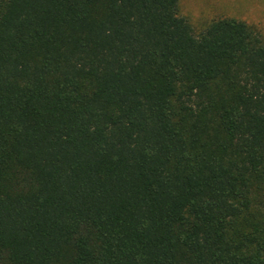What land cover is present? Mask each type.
<instances>
[{"label": "trees", "instance_id": "trees-1", "mask_svg": "<svg viewBox=\"0 0 264 264\" xmlns=\"http://www.w3.org/2000/svg\"><path fill=\"white\" fill-rule=\"evenodd\" d=\"M0 264H264L258 27L0 0Z\"/></svg>", "mask_w": 264, "mask_h": 264}, {"label": "rangeland", "instance_id": "rangeland-1", "mask_svg": "<svg viewBox=\"0 0 264 264\" xmlns=\"http://www.w3.org/2000/svg\"><path fill=\"white\" fill-rule=\"evenodd\" d=\"M180 13L196 34L220 18H235L258 27L264 36V0H180Z\"/></svg>", "mask_w": 264, "mask_h": 264}]
</instances>
